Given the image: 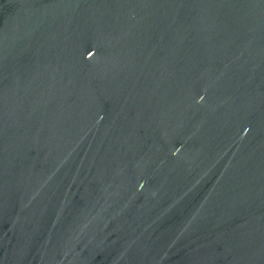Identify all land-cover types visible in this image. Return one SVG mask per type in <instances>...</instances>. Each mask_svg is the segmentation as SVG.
Returning a JSON list of instances; mask_svg holds the SVG:
<instances>
[{"label": "water", "instance_id": "1", "mask_svg": "<svg viewBox=\"0 0 264 264\" xmlns=\"http://www.w3.org/2000/svg\"><path fill=\"white\" fill-rule=\"evenodd\" d=\"M0 264H264V0H0Z\"/></svg>", "mask_w": 264, "mask_h": 264}]
</instances>
